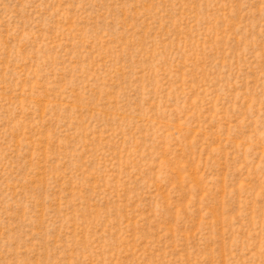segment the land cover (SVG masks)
Listing matches in <instances>:
<instances>
[{
  "label": "rangeland",
  "instance_id": "1",
  "mask_svg": "<svg viewBox=\"0 0 264 264\" xmlns=\"http://www.w3.org/2000/svg\"><path fill=\"white\" fill-rule=\"evenodd\" d=\"M0 264H264V0H0Z\"/></svg>",
  "mask_w": 264,
  "mask_h": 264
}]
</instances>
